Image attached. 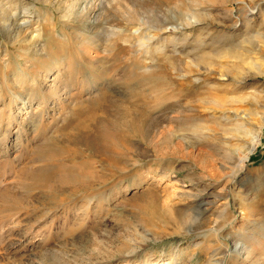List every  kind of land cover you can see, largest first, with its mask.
<instances>
[{
	"label": "rangeland",
	"instance_id": "1",
	"mask_svg": "<svg viewBox=\"0 0 264 264\" xmlns=\"http://www.w3.org/2000/svg\"><path fill=\"white\" fill-rule=\"evenodd\" d=\"M246 3L0 0V264H264V1ZM176 26L186 44L162 42ZM244 114L240 164L222 141Z\"/></svg>",
	"mask_w": 264,
	"mask_h": 264
},
{
	"label": "bare ground",
	"instance_id": "2",
	"mask_svg": "<svg viewBox=\"0 0 264 264\" xmlns=\"http://www.w3.org/2000/svg\"><path fill=\"white\" fill-rule=\"evenodd\" d=\"M246 1H248V2H250L251 4H253V5H257L258 3V6L259 5H262L261 3L264 1V0H237V3L239 4V11L244 15V8H246V6H247V3H246ZM259 1V2H258ZM249 4V3H248ZM250 4V5H251ZM261 8V7H260ZM4 8L2 7V5L0 4V10H3ZM2 12V11H1ZM197 13V12H196ZM195 13V16L193 15L192 17L193 18H191V20H189L188 21V23H187V26H195L196 24H200V22H203V21H201V19H200V16L198 17L197 16V14L199 15V14H201V13H197L196 14ZM3 14V13H2ZM2 14H0V20H2L1 22H5L4 20H6V18H4L3 16H5V15H2ZM203 14H205L204 12L202 13V15ZM202 17V16H201ZM202 19H204L203 17H202ZM23 20V23H26V21L25 20H27V19H22ZM205 21V20H204ZM222 23H225V22H227V21H230L229 20V16L228 15H223L222 17H221V20H220ZM245 23H246V21H245ZM4 24V23H3ZM234 24V23H233ZM183 25V24H182ZM227 27L228 28H230L231 27V23H229V25H227ZM170 29V28H169ZM173 31H160V32H162V35H165L166 36V38H164L163 39V41L162 42H170L171 44H178V45H180V44H186L185 42H187L186 40H187V38L185 37V35L183 34V33H181V31H175V30H177V29H179V26H176V27H174V28H171ZM165 30V29H164ZM149 32V31H148ZM160 32H154V33H152V32H149V33H147V31H146V33H142V34H140L139 33V35H138V37H140V38H142L143 39V42H147V41H149V40H151V39H153L154 37H156V34L158 35V36H160L159 35V33ZM220 32H222V33H224V36H222V37H224L225 39L226 38H229V39H233V36L231 35V33H233V32H231V31H220ZM196 36H202L200 39H199V41H197V40H194L195 42H199V43H202V42H204L205 41V37L206 36H208L209 34H210V32L209 31H196ZM221 33V34H222ZM150 34V35H149ZM226 34V35H225ZM230 34V35H229ZM131 35V34H130ZM118 36V35H117ZM164 36V37H165ZM261 36V35H260ZM126 38L127 37H125V39L124 40H126ZM133 38H136V39H139V38H137V37H133ZM223 39V38H222ZM131 41H133L132 40V38L130 39ZM245 40V39H244ZM127 41V40H126ZM152 41V40H151ZM193 41V42H194ZM253 41V40H252ZM250 42V41H249ZM248 42V43H249ZM254 42H256V41H254ZM258 43V42H257ZM237 44H235V42H233V43H231L230 45H229V47H231V50L230 49H228V52L229 51H234L235 49H232V47H234V46H236ZM199 46V45H198ZM131 47L133 48V45H131ZM175 47V46H174ZM239 47V46H238ZM258 47V46H257ZM256 47V48H257ZM227 48H228V46H227ZM240 48H243L242 46H240ZM238 49V48H237ZM179 50V49H178ZM177 49H174V51H178ZM240 50H242V49H239V51ZM255 50V49H254ZM257 51H255V54L257 53L258 54V48L256 49ZM238 51V52H239ZM224 53H225V51H224ZM228 54H231V53H228ZM206 55V54H205ZM209 55V54H208ZM208 55H206V57L208 56ZM222 55V56H221ZM210 57H209V59L211 58V55H209ZM96 57V56H95ZM201 56L200 55H198L197 56V58H198V60H199V58H200ZM204 57V56H203ZM205 57V58H206ZM214 57V56H213ZM221 57H228V55H225V54H220V57H219V54H218V58L219 59H221ZM231 58H233V59H235L237 62H240L241 61V55L239 54V53H232L231 54V56H230ZM252 58L253 57H250L249 58V63H251L250 65H254V63L255 62H252ZM208 59V58H207ZM211 60H213V59H211ZM193 61H194V59H193ZM192 61V62H193ZM188 62V61H187ZM211 62V61H210ZM232 62H234V61H232ZM186 64V63H185ZM256 64V63H255ZM187 65V64H186ZM185 65V66H186ZM190 65H192V64H190ZM190 65H188V69H186V70H188V73H190V72H193L195 69L193 68L192 69V67L190 66ZM196 66V65H195ZM201 69H197V70H199V71H201V73L202 72H204L205 70H207V71H209V72H212V70L210 69V68H208V67H206V66H203V67H201V66H199ZM246 67H248V66H246ZM243 68H245V67H243ZM249 68V67H248ZM252 68V67H251ZM255 69V68H254ZM185 70V72H187ZM196 70V71H197ZM72 71V70H71ZM209 72H207V73H209ZM237 73V72H236ZM239 74V73H238ZM202 77V76H201ZM228 77V76H227ZM237 77V76H236ZM240 77H243V76H240ZM245 77V76H244ZM51 80L53 79V78H50ZM242 79H244V78H242ZM203 80H204V78H203ZM232 80V79H231ZM245 81V80H244ZM164 83V82H163ZM241 83V82H240ZM239 82H238V84H240ZM148 86H149V88L150 89H152L153 91H159L160 89H163V87H162V83L160 82V81H155V80H149L148 81ZM224 84V83H223ZM189 85V84H188ZM167 87H169V86H167ZM166 87V88H167ZM206 95H207V93H205ZM205 95V96H206ZM236 96V95H235ZM238 96V95H237ZM202 98H204V96H201ZM207 97V96H206ZM13 98H14V100H13V102H16L17 104L18 103H20V104H23L24 103V101L23 100H21V99H19L18 97H17V95H14L13 96ZM199 98V100H197V103L195 104V108H197L198 109V107H204L205 105H204V103L207 101V100H204V99H200V97H198ZM208 98V97H207ZM222 98V97H221ZM233 98V97H232ZM250 98L252 99V95H246L245 97H244V100H250ZM254 98V97H253ZM43 99V98H42ZM206 99V98H205ZM218 99V98H217ZM27 100V99H26ZM196 100V99H195ZM226 100V99H225ZM18 101V102H17ZM216 101V100H215ZM227 101V100H226ZM100 102V101H99ZM98 102V103H99ZM208 102V101H207ZM236 101H234V103H235ZM191 103H193V102H191ZM231 103V102H230ZM239 103V102H238ZM242 103V102H241ZM19 104V105H20ZM194 104V103H193ZM213 104H214V102H213ZM213 104H211V105H213ZM257 105H258V103H257ZM255 106L256 108H258V107H260V106ZM21 106V105H20ZM208 106V105H207ZM138 107V106H137ZM21 108V107H20ZM208 108V107H207ZM209 108H211V107H209ZM208 108V109H209ZM262 109L264 110V106L262 107ZM107 110V109H106ZM204 110V109H203ZM255 110V109H254ZM201 113H203V112H201ZM205 113V112H204ZM209 113V112H208ZM236 113V112H235ZM254 114H258L259 112L257 111V110H255L254 112H253ZM203 115V114H202ZM262 115H263V120H264V111H262ZM231 116V115H230ZM239 116V115H238ZM237 115H232V120H234L235 122H234V124L236 123V125H234V127L233 128H231V135H229V136H227L226 138H223V141H222V143H223V145H230V144H235V145H237V146H243V148L241 149V147H240V149H241V155L239 156H236V154L235 155H233V154H225V157L226 158H230V159H237L238 160V162L240 163V164H244V162L245 161H247L248 160V158H249V155H250V153L254 150V148H255V146H256V143H257V141H255V142H252V139L250 138V132H251V126H250V124H249V122H248V120L246 119V114H244L243 116H240V117H238ZM227 117H229V116H227ZM220 117L218 116V119H219ZM221 120H222V117L220 118ZM128 120V119H127ZM223 120H225L224 118H223ZM228 120H229V118H228ZM228 120H225V122L226 121H228ZM219 121V120H218ZM222 122H224V121H222ZM219 124V123H218ZM221 124V123H220ZM223 124V123H222ZM226 125H228L227 123H226ZM128 126V125H127ZM224 126V125H223ZM220 127V126H219ZM228 127V126H227ZM224 128V127H223ZM225 129V128H224ZM229 130V129H228ZM81 132H82V129H81ZM229 133V132H228ZM252 134V133H251ZM128 135V134H127ZM76 136V135H75ZM88 136V135H87ZM82 138V137H81ZM84 138V137H83ZM82 138V139H83ZM94 138H96V136L94 137ZM99 138H101V139H103V140H105L106 139V135H105V133H103L102 135H100L99 136ZM67 139H69V138H67ZM71 139H72V137H71ZM84 140V139H83ZM259 140V139H258ZM85 141V143L84 144H86L87 145V147H93L94 145H95V143H98L99 142V139L97 138V139H95V141H90V140H88V138H87V140H84ZM82 142V141H81ZM73 143V142H72ZM83 143V142H82ZM221 144V143H220ZM222 145V147H224L225 148V146H223ZM228 149V148H227ZM232 149V148H231ZM237 150H239V149H237ZM236 150V151H237ZM235 152V151H234ZM237 160H235V161H237ZM88 176H91V174L90 175H88ZM95 180V179H94ZM101 180H104L103 178H98L96 181H101ZM103 182V181H102ZM96 263H98V262H95L94 264H96ZM166 263H168V262H166ZM170 263V262H169Z\"/></svg>",
	"mask_w": 264,
	"mask_h": 264
}]
</instances>
